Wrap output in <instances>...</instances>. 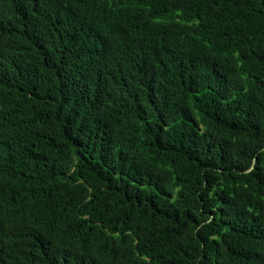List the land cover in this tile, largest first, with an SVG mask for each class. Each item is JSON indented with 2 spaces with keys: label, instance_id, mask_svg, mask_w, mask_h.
<instances>
[{
  "label": "trees",
  "instance_id": "1",
  "mask_svg": "<svg viewBox=\"0 0 264 264\" xmlns=\"http://www.w3.org/2000/svg\"><path fill=\"white\" fill-rule=\"evenodd\" d=\"M0 264H264V0H0Z\"/></svg>",
  "mask_w": 264,
  "mask_h": 264
}]
</instances>
